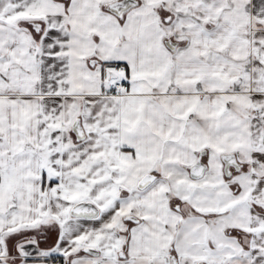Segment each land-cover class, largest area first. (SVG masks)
I'll list each match as a JSON object with an SVG mask.
<instances>
[{
  "label": "snow or ice",
  "instance_id": "snow-or-ice-1",
  "mask_svg": "<svg viewBox=\"0 0 264 264\" xmlns=\"http://www.w3.org/2000/svg\"><path fill=\"white\" fill-rule=\"evenodd\" d=\"M0 264H264V0H0Z\"/></svg>",
  "mask_w": 264,
  "mask_h": 264
}]
</instances>
